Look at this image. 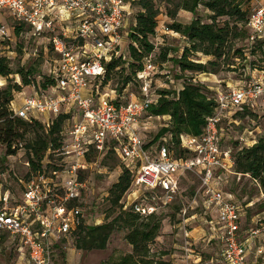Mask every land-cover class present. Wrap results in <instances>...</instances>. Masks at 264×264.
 <instances>
[{
	"label": "built area",
	"instance_id": "1",
	"mask_svg": "<svg viewBox=\"0 0 264 264\" xmlns=\"http://www.w3.org/2000/svg\"><path fill=\"white\" fill-rule=\"evenodd\" d=\"M248 1L247 43L252 47L264 40V0ZM2 11L29 29L32 36H45L57 56L56 66L48 76L56 80L55 86L45 92L33 87L35 94L23 98L19 107L11 103V116L29 123L48 116L46 127L60 114L73 111L79 117L68 131L65 145L54 151L55 155L71 159L64 170L33 174L19 201H12L9 193L0 198V233L16 240L27 264H52L55 246L86 225L79 204L84 184L78 177L89 166L80 160L90 148L98 156L103 155L111 143L118 159L134 164L130 168L131 187L159 193L165 204H171L178 192L176 175H194L199 184L194 201L199 196L205 209L216 214L220 262L246 264V251L260 230H251L247 238L241 239L243 211L214 187L218 174L236 175L230 152L219 147V124L231 110H242L255 102L264 104V74L256 82L216 96L214 114L207 119L202 136L181 139L190 157L175 160L163 143L150 154L136 126L153 101L150 74L154 66L148 60L137 75L141 98L127 104L115 105L96 84L105 75V64L123 55V37L128 36L123 29L126 17L132 16L126 0H0V56L10 38V29L1 21ZM130 207L142 217L155 211L150 205L138 204L125 206L124 210ZM257 253L261 254V250Z\"/></svg>",
	"mask_w": 264,
	"mask_h": 264
},
{
	"label": "rangeland",
	"instance_id": "2",
	"mask_svg": "<svg viewBox=\"0 0 264 264\" xmlns=\"http://www.w3.org/2000/svg\"><path fill=\"white\" fill-rule=\"evenodd\" d=\"M155 6L159 11L157 17V28L150 42L154 45V52L148 57L154 66V71L150 74L151 80V99L154 101L159 91H178L185 82H192L205 87L214 98L218 94L228 93L231 89L241 88L248 83L256 82L261 76V52L257 50L253 56L246 54L236 55L235 50H246L250 46L240 38L233 37L227 44L225 56L218 61L215 72L211 74L180 73L173 59L180 57L183 49L187 46L181 36L168 33L173 22L184 25L189 24L193 18H199L202 23H209L210 12L203 7H199L196 15L181 10L175 11L173 4L157 0ZM175 11L174 18L169 15ZM133 9L132 13H137ZM3 23L10 29L9 41L2 46V56L8 58V66L12 74L6 78L0 77V91L7 87L22 85V78L29 69L38 72L44 77L36 78V81L46 79L52 74L56 66L57 56L47 48V38L45 36L35 37L27 32L24 27L19 37L12 35L11 25H19L14 22L6 11H2ZM226 18L217 19V25L222 27ZM132 16L126 17L123 32H128L133 25ZM71 26H68V30ZM261 40L259 42H262ZM128 37H123L122 54L127 58ZM232 50L229 51V47ZM167 53V61L161 62L162 54ZM245 59V60H244ZM190 60L196 63L206 64L214 61L211 57L201 54L190 55ZM126 67V66H125ZM120 69V68H119ZM126 69V68H125ZM21 71V74L19 72ZM123 73V72H122ZM120 74L114 72L110 74L105 85L100 90L101 94L107 95L111 101L130 103L141 98L140 86L134 81H130L122 87V79L129 73L126 71ZM179 78V79H178ZM100 86V83H99ZM32 84L23 87L20 93L13 92L14 100L12 106H20L23 98L31 96L36 89ZM248 107V106H247ZM249 112H241L234 109L229 115L223 116L219 128L221 129V146L223 149H232L251 146L259 139L264 140V104L260 102L250 107ZM41 123L49 119L47 116H40ZM79 120L75 117L74 123ZM69 124L65 126L63 136L67 139V133L72 128ZM168 123L167 117L155 118L142 116L136 126V131L147 145L150 154H154L158 144L163 143L167 146L168 140L162 139L160 142L150 144L154 140L158 131ZM46 126V125H45ZM38 134L35 128L26 129L21 148L15 155L5 156L6 148L0 144V198L9 193L12 201H19L27 177L32 176L27 165L26 144L32 142ZM174 152V150H173ZM59 158V155H55ZM103 155L92 157L93 163L82 174L84 187L81 192L79 204L85 217L86 225H102L110 222L118 212V207H113L108 197L111 186L117 182L118 177L125 168H131L134 164L123 163L116 156H109L103 159ZM173 158V156H172ZM66 160V159H65ZM71 162V159H67ZM58 163V162H56ZM63 176V175H62ZM62 179V177H60ZM216 184L220 191L226 195L227 199L237 205L241 212V239L247 238L249 232L254 229L264 228V193L257 183L247 176H232L228 174H218ZM198 180L192 174H183L178 178V192L171 204H165L159 193L151 194L142 189L131 187L122 198L119 205L125 206L138 204L152 206L154 215L163 219L158 236L149 246L151 253H167L162 260L170 264H181L180 254H185L181 247L186 245L190 249L201 255L204 264H210V258L214 255L216 240L209 242V236L217 231L214 220L208 216V211L203 206V200L198 196L194 201V196L198 190ZM250 204V206H247ZM185 212V213H183ZM194 217V218H192ZM190 233V234H189ZM187 234V235H186ZM0 234V264H27L25 256H20L17 252L18 244L9 235ZM189 235V237H188ZM124 231H114L107 243L105 250L85 251L75 249L77 237L72 236L62 242L60 249L56 251L55 264H111L116 262L122 255L131 253V247L124 240ZM254 245L264 246V229L260 231ZM189 245H192L191 247ZM195 245V247H193ZM218 248V247H217ZM187 250V251H188ZM184 252V253H183Z\"/></svg>",
	"mask_w": 264,
	"mask_h": 264
},
{
	"label": "trees",
	"instance_id": "3",
	"mask_svg": "<svg viewBox=\"0 0 264 264\" xmlns=\"http://www.w3.org/2000/svg\"><path fill=\"white\" fill-rule=\"evenodd\" d=\"M156 1L126 0L131 10L134 8L138 10L136 14L132 13L134 23L128 31L127 37L130 42L127 47L128 57L126 58L122 55L105 64V75L96 83L99 91L105 85L110 74L118 72V70L120 74L126 71L129 73L122 79L120 90L124 89L131 80L140 86L137 75L142 72L147 64L148 57L155 49L149 38L154 36L157 28L156 19L159 11L155 6ZM162 1L173 4L175 11L181 10L193 16L196 15L200 6L211 14L209 23H202L196 17L187 25L173 22L170 27V30L181 36L187 44L183 49L182 55L173 59V63L182 74H211L213 71L215 72L214 68L218 66V61L224 58L225 49L232 39V35L235 38L240 37L247 42L249 34L247 20L250 13V3L248 0ZM175 11L170 13L169 16L171 18H174ZM219 18H226L230 22L227 21L222 27H219L217 25V19ZM23 29L24 25H11L14 37H19ZM232 47H229V51L232 50ZM47 48L51 51L49 44ZM257 50L262 55L260 72L264 74V42H257L252 47H246L245 51L242 49L235 50L234 53L239 56L245 55L246 57V54L253 56ZM194 54L211 57L214 61H209L206 64L196 63L190 60V55ZM161 58V62L165 63L167 61V53L162 54ZM11 74L12 71L8 66V58L0 56V77L6 78ZM19 74H21V71ZM38 76L44 77V75H38V72L33 69H29L24 74L22 85H19L20 87L9 86L0 91V144L6 148L5 156L15 155L16 151L20 149L17 148V145H21V142L24 140L27 128L32 127L36 129L38 134L43 133V135L36 134L37 137L25 145L27 164L29 172L32 175L64 170L67 161L62 157L56 158L54 151L65 145V137L63 136L65 126L74 123L75 117H78V114L73 111L68 114H60L52 121L49 127H46L36 120H32L29 123L11 116L10 105L14 100L13 92L20 93L22 86L29 87L32 84L38 91L42 92L55 86V79L47 77L43 81L37 82L36 78ZM215 99L205 87L192 82H185L179 91H159L156 94L155 100L145 108L142 116L167 117L168 123L158 131L150 144L158 143L166 138L168 140L167 147L169 152L175 160L190 157L188 151L182 147L181 139L199 138L202 136L207 119L214 114L216 107ZM112 103L120 105L115 100ZM249 110L248 107H244L241 112L250 113ZM220 133L221 129L219 128V147L222 150L230 152L234 163L233 171L236 176H247L257 183L262 193H264V140L259 139L253 142L251 146L236 148L232 151L230 148H222ZM14 146L16 148L13 149ZM114 146V143H111L106 147L103 159L109 156H116ZM95 156L98 155L90 148L80 162L81 164L90 166L93 163L92 157ZM132 172L130 169L124 168L117 182L108 191L111 205L118 207L115 217L110 222L102 225L81 226L73 235L77 237L75 249L85 251L105 250L111 234L114 231H124V240L131 247V253L122 255L121 258L111 264H170L162 260V257L166 256L167 253H161L157 256L156 253H151L149 247L158 236L163 219L154 214L142 217L134 213L132 207L123 210L122 205H119L124 195L131 188ZM82 174L83 171H80L78 177L81 183H83ZM179 176L181 174L176 175L177 179ZM30 177H27L26 183ZM2 236H5V234Z\"/></svg>",
	"mask_w": 264,
	"mask_h": 264
},
{
	"label": "crops",
	"instance_id": "4",
	"mask_svg": "<svg viewBox=\"0 0 264 264\" xmlns=\"http://www.w3.org/2000/svg\"><path fill=\"white\" fill-rule=\"evenodd\" d=\"M262 3H264V1H262ZM1 21H3V18L1 19ZM179 36V35H178ZM182 38V37H181ZM183 39V38H182ZM262 42H264V41H262ZM261 73V72H260ZM203 75H205V74H203ZM260 77H262V74H261V76H259V78L258 79H260ZM182 89V86H181V88L179 89V90H181ZM178 90V91H179ZM232 176H236V175H232ZM236 177H238V176H236ZM214 187L215 188H217L218 189V187H217V184H216V181H215V183H214ZM224 196L226 197V195L224 194ZM202 199V198H201ZM247 206H250V204H248ZM208 216L209 217H211L212 218V220H214V222L216 221V214H215V212L214 211H208ZM192 218H194V217H192ZM262 229H264V228H262ZM261 229V230H262ZM260 230V229H259ZM260 230V231H261ZM0 234H4V233H0ZM190 234V233H189ZM260 234V233H259ZM187 235V234H186ZM240 236H241V233H240ZM259 236V235H258ZM258 236H256V238H258ZM188 237H189V235H188ZM255 238V239H256ZM216 240V242L217 243H219L218 242V239H217V233H214V234H211L210 236H209V242L211 241V240ZM243 239V238H242ZM255 239H252V244L248 247V249H247V251H246V259H245V262H246V264H264V246H260V245H254V243H255ZM16 241V240H15ZM64 242V241H63ZM60 246L61 245H56L55 246V249H54V255H53V263L52 264H55V262H56V260H55V258H56V256H57V253H56V251H58V249H60ZM190 247L192 246V245H189ZM217 247H216V250L214 251V255H212L211 256V258H210V264H222L221 262H220V253H221V246H220V244L219 245H216ZM193 247H195V245H193ZM181 250H183V251H185V254H180V258H181V264H191V263H193V262H195V261H198V260H200L201 262H200V264H204V261H203V258L201 257V255L200 254H198V253H196V252H194V251H192L191 249H190V251L187 249V247H186V245H184V246H182L181 247ZM188 250V251H187ZM258 250H261V254H258L257 253V251ZM17 252L20 254V256H25L26 257V255H24L22 252H20V250L19 249H17ZM184 253V252H183Z\"/></svg>",
	"mask_w": 264,
	"mask_h": 264
}]
</instances>
